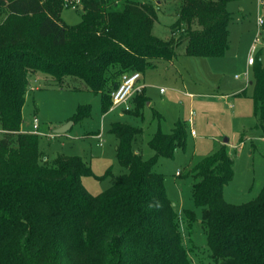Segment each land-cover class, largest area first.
<instances>
[{
  "label": "trees",
  "instance_id": "1",
  "mask_svg": "<svg viewBox=\"0 0 264 264\" xmlns=\"http://www.w3.org/2000/svg\"><path fill=\"white\" fill-rule=\"evenodd\" d=\"M237 1L176 0L169 36L160 39L152 33L157 6L150 1L121 0L118 9L115 2L81 0V21L69 27L59 20L69 7L63 0H0V264H191L164 176L153 171L159 158L172 159L185 148L184 122L169 134L152 135L148 160L132 149L140 130L112 123L115 159L126 172L91 195L81 182L91 170L81 158H40L38 135L21 130L22 108L30 76L58 84L77 79L102 96L107 111L123 74L144 73L181 54L221 58L232 20L226 6ZM254 64L255 128L264 131V59L256 57ZM145 102L134 96L133 113ZM88 114L89 106H80L71 121ZM187 175L210 258L264 264V188L245 204L224 201V186L233 177L225 146L190 166ZM183 212L190 228L194 215Z\"/></svg>",
  "mask_w": 264,
  "mask_h": 264
},
{
  "label": "rangeland",
  "instance_id": "2",
  "mask_svg": "<svg viewBox=\"0 0 264 264\" xmlns=\"http://www.w3.org/2000/svg\"><path fill=\"white\" fill-rule=\"evenodd\" d=\"M121 8V0H106ZM152 2L157 6L154 36L165 39L175 21L176 0H132ZM231 13L228 50L221 58H195L182 54L173 62H159L141 73L137 83L143 88L146 102L138 114L134 106L102 108V96L74 78L60 84L40 75L28 78L22 108L21 130L30 132L33 118L38 122L40 158L48 161L58 155L79 157L90 167L91 174L81 179L91 195H97L126 172L115 159L116 139L110 134L112 123H125L140 130L132 149L143 160L153 156L148 141L156 132L169 134L176 122L187 127L186 145L177 149L172 159L159 158L153 167L164 176L166 196L177 216L182 245L191 264H218L209 255L206 234L201 225V209L191 198L192 178L187 172L194 163L225 146L233 161V177L224 186L223 199L232 205L252 201L264 188V131L255 128L254 104L251 99L253 68H247L249 55L264 59V32L258 36L257 20L264 19V5L257 0L230 2ZM80 7L63 8L59 20L76 26L81 21ZM264 29V28H262ZM253 51L251 52V49ZM182 49H180V52ZM257 60L254 64L256 66ZM248 69V70H247ZM248 71V82L242 77ZM235 92L239 96H231ZM221 95H229L221 97ZM80 106H89V114L79 122L71 119ZM190 121V122H189ZM69 125L64 133L55 130ZM193 130L195 136L191 135ZM228 139V144L222 143ZM183 211H191L190 228Z\"/></svg>",
  "mask_w": 264,
  "mask_h": 264
},
{
  "label": "built area",
  "instance_id": "3",
  "mask_svg": "<svg viewBox=\"0 0 264 264\" xmlns=\"http://www.w3.org/2000/svg\"><path fill=\"white\" fill-rule=\"evenodd\" d=\"M154 1V0H153ZM64 6H69V7H80L81 6V0H63ZM257 2L260 5H264V0H257ZM257 24L259 27V31L262 28H264V19L261 17L258 18ZM261 31L258 32V36L261 35ZM253 51V48L251 49V52ZM254 64V58L249 55L247 59V65L252 66ZM235 79H244L246 82H248V71H246L242 77L235 76ZM141 79V74L137 72H132V73H126L123 74L120 78V82L118 86L110 92V99H111V106H120L123 105L125 108H128V103L129 100L137 94H140L143 90L141 86H138L137 83ZM190 122V121H189ZM29 133H33L36 135H43L39 133L38 131V122L36 118H33L32 121V129ZM191 135H195L194 131H190Z\"/></svg>",
  "mask_w": 264,
  "mask_h": 264
},
{
  "label": "crops",
  "instance_id": "4",
  "mask_svg": "<svg viewBox=\"0 0 264 264\" xmlns=\"http://www.w3.org/2000/svg\"><path fill=\"white\" fill-rule=\"evenodd\" d=\"M224 55H225V54H224ZM170 63H171V62H170ZM250 67H252V66H248V65H247V68H248V69H249ZM248 69H247V70H248ZM141 79H142V77H141ZM141 79H140V80H141ZM234 79H235V78H234ZM248 84L250 85V83H248ZM142 92H143V91H142ZM239 93H240V92H235V93L231 94V96H233V97L236 96V95L239 96ZM137 95H138V94H137ZM134 96H136V95H134ZM134 96H133V97H134ZM142 96L144 97V95H142ZM227 96H229V95H221V97H227ZM133 97H132V98H133ZM132 98L129 100V103H128V104H131V103H132ZM144 98H145V97H144ZM120 106H121V105H120ZM129 106H130V105H128V108H129ZM194 136H195V135H194ZM228 142H229V140H228ZM228 142H227V144H228ZM222 143H223V142H222ZM115 148H116V146H115ZM218 148H219V147H218ZM135 153H136V152H135ZM137 154H138V153H137ZM84 162H85V161H84ZM85 163H86V162H85Z\"/></svg>",
  "mask_w": 264,
  "mask_h": 264
},
{
  "label": "water",
  "instance_id": "5",
  "mask_svg": "<svg viewBox=\"0 0 264 264\" xmlns=\"http://www.w3.org/2000/svg\"><path fill=\"white\" fill-rule=\"evenodd\" d=\"M70 124H71V122L68 125H66V126H63L61 128L56 129L55 132L58 133V134L64 133L65 131L68 130ZM227 142H228V139H224L223 143L227 144Z\"/></svg>",
  "mask_w": 264,
  "mask_h": 264
}]
</instances>
